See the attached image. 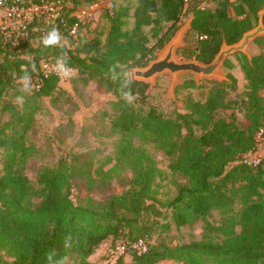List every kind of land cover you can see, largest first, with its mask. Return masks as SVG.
Returning <instances> with one entry per match:
<instances>
[{"label":"trees","instance_id":"1","mask_svg":"<svg viewBox=\"0 0 264 264\" xmlns=\"http://www.w3.org/2000/svg\"><path fill=\"white\" fill-rule=\"evenodd\" d=\"M64 1L73 10L66 14V26L57 24L55 29L75 43L68 29L78 24L80 31L81 23L69 15L79 1ZM158 1L122 0L117 5L113 0V8L107 10L109 28L103 41L87 40L78 32L73 49L62 43L45 47L39 41L33 50H0V111L11 117L0 127V149L4 151L0 174V264H94L91 258L109 240L111 245L122 242L127 246L143 240L147 250L140 255L128 250L132 254L130 262L121 256L107 264H264V169L242 163L243 156L254 146L262 126L259 120L264 117L260 98L264 90V37L252 43L261 53L250 58L242 53L233 55L246 81L245 126L233 114L228 119L216 118L219 110L230 108L226 98L236 84L231 74H226V81H207L210 87L205 101L184 99L185 112L174 116H165L151 106L147 110L141 104L136 107L121 95L130 91L134 100L143 101L149 85L131 80L126 70L146 67L155 60L157 52L175 36L186 13L192 17L188 33L191 44L187 42L178 49L177 55L182 60L210 64L223 43L239 42L258 25L261 12L264 25V0H233L232 15L224 3L209 10L194 4L185 8L183 0ZM52 29L39 25L30 39L44 38ZM29 54L33 55L31 60L23 57ZM48 57L65 59V65L76 70L75 82L86 85L98 80L111 93V113L106 115L113 134L136 133L163 149L170 159L169 170L184 180L176 196L163 204L171 211L174 225L179 228L200 220L204 230L220 241L204 239L174 247L148 244L152 223L147 219L159 213L154 204L158 168L145 151H130V143L122 144L119 152L132 173L128 188L103 203L81 206L72 202V174L63 162L57 167H44L38 177L40 190H33L21 169L28 150L25 137L43 108L42 100L52 99L58 92V80L50 77L37 92H14V97L22 98L20 109L2 98L14 81L33 76L39 60ZM223 67L230 70L233 64L226 60ZM126 79L131 83L124 88ZM198 87L191 76L175 91ZM34 193L39 199L37 204L31 203ZM235 204L240 205L237 218L231 214ZM212 211L220 213L218 225L208 222Z\"/></svg>","mask_w":264,"mask_h":264},{"label":"rangeland","instance_id":"2","mask_svg":"<svg viewBox=\"0 0 264 264\" xmlns=\"http://www.w3.org/2000/svg\"><path fill=\"white\" fill-rule=\"evenodd\" d=\"M78 1L74 13L82 23L79 36L85 37L87 40L99 38L103 41L109 28L106 22L107 9L92 8L86 0ZM115 1L118 5L122 0ZM153 1L159 3L158 0ZM222 3L228 5L227 10L232 15L230 6L232 2L230 0H207L203 8L213 10L218 6H222ZM189 17L187 13L182 16L177 33L184 30ZM43 23L45 24L44 19H39L36 23V29H39V25H44ZM188 33L189 31H185L182 36L179 49L184 47L187 42L191 44L192 38L188 36ZM42 40L43 38H32L30 45L24 49H36L39 41L42 42ZM72 40L75 43L78 41V39L73 38ZM253 41L247 47L245 54L247 58L262 52L259 47L252 44ZM60 43L69 49L75 47V43L64 37L61 38ZM167 45L157 52L156 58ZM23 57L31 60L33 55L29 54ZM178 58L180 59L179 56ZM226 60L232 62L233 67L230 70L223 67L220 75L226 81V74H231L236 79V84L234 89H229L226 98L230 108L219 110L216 118L228 119L233 114L236 121L245 126L248 124L243 110L246 81L238 62L233 56L228 57ZM131 71L132 69L126 70V76L130 79ZM191 76L183 75L173 84L168 73L161 74L152 83H149L146 96L142 102L139 100H133L132 102L136 107L141 104L144 110H147L150 106L155 107L165 116L184 113V99L189 98L204 102L210 87L207 81L216 80L203 79L206 80L203 81L192 76L199 87L196 89H179L176 92V88L182 85L185 80L190 79ZM20 80L14 81L12 83L13 87L2 98L4 102H13L19 109L21 108V99H19L21 97H14L13 94L18 90L24 91ZM57 87L58 92L52 99L44 98L42 100L43 108L36 115L34 124L25 137V146L28 147V150L21 169L29 179L35 192L40 190L38 177L41 170L44 167H57L60 162H63L72 174L69 196L75 205L87 206L92 203H103L110 197L123 193L128 188L132 173L124 159L120 157L119 152L122 144L130 143V151L139 149L145 151L153 158L158 168L154 183V196L157 202L154 204L159 213H157L158 215L152 213L148 219V216L145 217L152 223L148 244L164 243L169 247H174L204 239L217 242L221 240L219 237L208 234L204 230L205 224L200 220L179 228L174 225L171 211L165 208L163 204L176 196L177 187L184 180L172 174L169 170L170 159L165 155L159 144L136 133L132 136H121L111 132L106 114L111 113L110 102L114 98L98 80H92L86 85H81L74 81L73 76L67 82L58 83ZM27 92L31 93L30 90H27ZM260 98L264 106V90L260 92ZM10 119V113L0 111V127ZM259 124V127L264 124V117L259 120ZM6 133H8V130ZM3 159L4 151L0 149V174L3 170ZM35 194L31 198L32 204L39 202ZM149 204H153V202L149 201ZM239 210L240 205L235 204L231 214L237 218ZM220 219V213L212 211L208 222L218 225ZM235 231L239 232V227H235ZM110 245L111 240L105 241L103 246L101 245L91 258V262L105 264V255ZM131 255V252L124 255V261L130 262ZM158 264L174 263L164 261Z\"/></svg>","mask_w":264,"mask_h":264},{"label":"built area","instance_id":"3","mask_svg":"<svg viewBox=\"0 0 264 264\" xmlns=\"http://www.w3.org/2000/svg\"><path fill=\"white\" fill-rule=\"evenodd\" d=\"M92 8H105L111 10L113 8V0H91ZM233 2V0H230ZM206 0H183L185 8L190 5H198L201 9ZM73 10V6L64 0H0V50L5 48L18 51L30 45L31 34L37 32L36 28H32L39 19L43 18L45 25L56 28L57 24L65 27L67 24L66 14ZM74 16L81 23L79 17L74 11L69 17ZM82 24V23H81ZM60 37L63 38L62 32L57 30ZM78 24L68 29L71 38L77 40ZM66 38V37H64ZM56 58L48 57L39 60L38 69L30 80L31 92H37L43 86L45 80L50 77H56L58 83L67 82L76 74V70L66 66L70 70L67 77L61 76L55 70L57 64ZM61 60V59H60ZM242 163L251 167H261L264 169V124L258 129L254 146L242 158ZM128 250L135 251L137 255L147 250L146 243L139 240L129 246L122 242H116L110 245L105 255L107 263H114L119 257L126 255Z\"/></svg>","mask_w":264,"mask_h":264},{"label":"water","instance_id":"4","mask_svg":"<svg viewBox=\"0 0 264 264\" xmlns=\"http://www.w3.org/2000/svg\"><path fill=\"white\" fill-rule=\"evenodd\" d=\"M262 13L263 12L259 14L258 25L246 32L239 42L233 45H226L223 43L210 64H202L195 60H180L178 58L177 51L180 47L182 36L185 31L190 30V23L192 20V17H190L184 26V30L179 33L176 32L177 34H175L155 60L150 62L146 67L132 69L131 80L144 82L149 85V83H152L159 75L168 73L173 84L183 75H192L196 77L197 80L216 79L224 81L225 78H222L220 71L226 59L236 53L245 55L248 45L253 40L264 37V25L261 20Z\"/></svg>","mask_w":264,"mask_h":264},{"label":"clouds","instance_id":"5","mask_svg":"<svg viewBox=\"0 0 264 264\" xmlns=\"http://www.w3.org/2000/svg\"><path fill=\"white\" fill-rule=\"evenodd\" d=\"M61 37L58 33V31L54 28L50 32L47 33V35L43 38L42 43L45 47L47 46H53L60 44ZM64 55V54H62ZM55 70L57 73L61 76L67 77L70 75V70L65 66V59L64 60H57V64L55 66ZM30 80L31 78L28 75H25L21 77L20 82L23 85L22 90L27 91L30 88ZM131 83V80L126 79L124 82L123 87L127 88V85ZM122 97L128 102L131 103L135 97L132 95L130 91H123L121 92ZM22 100V98H19Z\"/></svg>","mask_w":264,"mask_h":264},{"label":"crops","instance_id":"6","mask_svg":"<svg viewBox=\"0 0 264 264\" xmlns=\"http://www.w3.org/2000/svg\"><path fill=\"white\" fill-rule=\"evenodd\" d=\"M189 18H190V17H189ZM104 243H105V242H104ZM104 243H103V244H104ZM103 244H102V246H103Z\"/></svg>","mask_w":264,"mask_h":264}]
</instances>
